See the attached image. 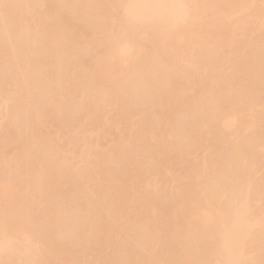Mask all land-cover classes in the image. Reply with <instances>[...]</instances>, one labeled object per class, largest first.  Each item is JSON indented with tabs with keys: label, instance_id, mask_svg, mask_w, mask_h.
Segmentation results:
<instances>
[{
	"label": "bare ground",
	"instance_id": "bare-ground-1",
	"mask_svg": "<svg viewBox=\"0 0 264 264\" xmlns=\"http://www.w3.org/2000/svg\"><path fill=\"white\" fill-rule=\"evenodd\" d=\"M6 2L18 5L9 11L23 52H6L0 32V220L7 194L24 248L40 239L38 258L50 261L227 260L231 227L258 261L259 8L205 9L202 24L175 32L171 12L138 5L186 0H123L130 19L153 17L129 28L85 7L113 0ZM125 41L131 50L114 60ZM21 206L41 232L20 230ZM6 244L0 232V258H22L3 255Z\"/></svg>",
	"mask_w": 264,
	"mask_h": 264
},
{
	"label": "snow or ice",
	"instance_id": "snow-or-ice-1",
	"mask_svg": "<svg viewBox=\"0 0 264 264\" xmlns=\"http://www.w3.org/2000/svg\"><path fill=\"white\" fill-rule=\"evenodd\" d=\"M18 5H12L6 2V0H0V32H3L6 40L5 47L7 52L8 45L13 46V50L22 53L23 52V36L18 35L14 28V23L10 14V9L17 7ZM40 10L41 13H47L56 5H50L48 3H38L33 5ZM85 7H99L110 10L113 17V24H120L124 28L135 27L136 25L151 24L153 17L151 15H145L144 17L137 18L136 20L130 19L127 14V8L131 7L123 0H113L111 3L102 5H86ZM138 7L145 9H158L166 10L172 13L171 22L172 30L179 32L184 28L196 26L204 22V17L200 15L202 10L205 9H226V8H240L247 9L249 11L259 8V41H260V86H261V121H262V147H261V162H260V197L262 204V212L259 221L260 225V259L257 261L253 257L255 252L253 246L248 245L250 237L243 232L235 231L233 228H228L229 240L227 241L228 250L232 258L227 260H92V261H50L38 258L44 244L40 239H36L29 249L24 248V243L16 239L12 225L10 224V212L13 210L12 205L9 204L7 194L5 196V208L3 219L0 220V232L7 238V244L4 247L3 255H18L21 259H2L0 258V264H264V0H259V4L255 3H243V4H207L195 2V0H186V2L179 3H155V4H143ZM235 17H229V23L234 20ZM255 17H250V20ZM39 30V29H38ZM256 37V32H251L250 39ZM131 45L125 41L119 45L118 49L113 53V59L123 58L126 52L131 50ZM11 87V85H9ZM17 97H22L23 93L17 89ZM22 102V101H21ZM14 109L11 105L7 107L5 113V122L12 117ZM24 119L28 121L31 119V111L26 110L24 112ZM9 132L11 129L8 130ZM253 184L251 180L246 185H242L240 188V197L243 199L245 206L252 197ZM20 216L22 219L21 231L41 232L44 228L43 222H38L31 209L21 206ZM209 237L214 228L211 224L207 226Z\"/></svg>",
	"mask_w": 264,
	"mask_h": 264
},
{
	"label": "rangeland",
	"instance_id": "rangeland-1",
	"mask_svg": "<svg viewBox=\"0 0 264 264\" xmlns=\"http://www.w3.org/2000/svg\"><path fill=\"white\" fill-rule=\"evenodd\" d=\"M103 136V135H102ZM109 139H111V138H109ZM108 139H106V141H107ZM110 141V140H109ZM109 141H107V142H109ZM101 143L103 142V144L105 143L104 142V139H103V141H102V139H101V141H100ZM101 143H100V146H101V148H102V146L104 147V149H106L107 148V146L110 144V142L109 143H106L107 144V146H104V145H101ZM65 144V143H64ZM110 146V145H109ZM100 149V148H99ZM103 150V148L101 149V151ZM150 180H151V178H150ZM151 182H153V179H152V181ZM95 254V253H94ZM94 254H92V255H94ZM90 255V254H89ZM92 255H90V257L92 256ZM94 258L95 257H97V256H93ZM91 259L93 260V258L91 257L90 258V261H91ZM98 258H96V260H97Z\"/></svg>",
	"mask_w": 264,
	"mask_h": 264
}]
</instances>
